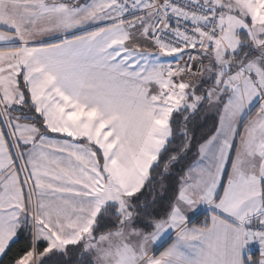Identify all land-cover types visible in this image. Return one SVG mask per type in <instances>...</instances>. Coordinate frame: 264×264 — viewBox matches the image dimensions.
<instances>
[{
  "label": "snow or ice",
  "instance_id": "6c2138e0",
  "mask_svg": "<svg viewBox=\"0 0 264 264\" xmlns=\"http://www.w3.org/2000/svg\"><path fill=\"white\" fill-rule=\"evenodd\" d=\"M21 240L11 264H264V0H0V258Z\"/></svg>",
  "mask_w": 264,
  "mask_h": 264
},
{
  "label": "trees",
  "instance_id": "16d2710c",
  "mask_svg": "<svg viewBox=\"0 0 264 264\" xmlns=\"http://www.w3.org/2000/svg\"><path fill=\"white\" fill-rule=\"evenodd\" d=\"M180 122L178 121V124ZM216 126V117L209 114L208 110L202 111L200 115L192 121L189 127L192 128L194 134V143L199 142L204 137L208 136L212 129ZM179 138H177V143H179ZM190 160H194L195 156H190ZM160 199V197H157ZM27 245V240H21V242L17 245L16 249L13 250L9 256L5 258H1L2 264H11L12 258L15 256L17 251L23 250Z\"/></svg>",
  "mask_w": 264,
  "mask_h": 264
},
{
  "label": "built area",
  "instance_id": "2783aa9c",
  "mask_svg": "<svg viewBox=\"0 0 264 264\" xmlns=\"http://www.w3.org/2000/svg\"><path fill=\"white\" fill-rule=\"evenodd\" d=\"M256 255L258 256L259 252H258V249H254Z\"/></svg>",
  "mask_w": 264,
  "mask_h": 264
},
{
  "label": "rangeland",
  "instance_id": "374dc122",
  "mask_svg": "<svg viewBox=\"0 0 264 264\" xmlns=\"http://www.w3.org/2000/svg\"><path fill=\"white\" fill-rule=\"evenodd\" d=\"M208 112H209L210 115L216 117L214 113H212V112H210V111H208Z\"/></svg>",
  "mask_w": 264,
  "mask_h": 264
},
{
  "label": "crops",
  "instance_id": "0c3cea01",
  "mask_svg": "<svg viewBox=\"0 0 264 264\" xmlns=\"http://www.w3.org/2000/svg\"><path fill=\"white\" fill-rule=\"evenodd\" d=\"M1 259V258H0Z\"/></svg>",
  "mask_w": 264,
  "mask_h": 264
}]
</instances>
